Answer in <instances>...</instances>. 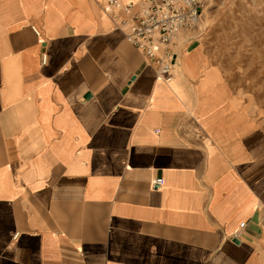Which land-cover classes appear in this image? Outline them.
<instances>
[{
	"label": "crops",
	"instance_id": "obj_1",
	"mask_svg": "<svg viewBox=\"0 0 264 264\" xmlns=\"http://www.w3.org/2000/svg\"><path fill=\"white\" fill-rule=\"evenodd\" d=\"M108 2L0 0V264H264V108L192 38L160 78Z\"/></svg>",
	"mask_w": 264,
	"mask_h": 264
},
{
	"label": "rangeland",
	"instance_id": "obj_2",
	"mask_svg": "<svg viewBox=\"0 0 264 264\" xmlns=\"http://www.w3.org/2000/svg\"><path fill=\"white\" fill-rule=\"evenodd\" d=\"M202 2L203 13L197 29L181 34L178 43L192 38L213 50L233 79L241 81L244 99L258 103L261 111L264 108V0Z\"/></svg>",
	"mask_w": 264,
	"mask_h": 264
},
{
	"label": "built area",
	"instance_id": "obj_3",
	"mask_svg": "<svg viewBox=\"0 0 264 264\" xmlns=\"http://www.w3.org/2000/svg\"><path fill=\"white\" fill-rule=\"evenodd\" d=\"M108 4L128 42L155 66L160 78L171 81L179 66V52L187 43L179 46V36L197 29L203 13L202 0H143L139 14L129 20L121 19L119 12H129L131 5L123 6L121 0H109ZM46 62L43 57V64ZM159 186L160 181L154 182V190ZM245 227L244 223L239 226L235 238Z\"/></svg>",
	"mask_w": 264,
	"mask_h": 264
},
{
	"label": "bare ground",
	"instance_id": "obj_4",
	"mask_svg": "<svg viewBox=\"0 0 264 264\" xmlns=\"http://www.w3.org/2000/svg\"><path fill=\"white\" fill-rule=\"evenodd\" d=\"M217 101H219V102H222V101H224V97H223V95H219V97H218Z\"/></svg>",
	"mask_w": 264,
	"mask_h": 264
},
{
	"label": "water",
	"instance_id": "obj_5",
	"mask_svg": "<svg viewBox=\"0 0 264 264\" xmlns=\"http://www.w3.org/2000/svg\"><path fill=\"white\" fill-rule=\"evenodd\" d=\"M237 243V242H236Z\"/></svg>",
	"mask_w": 264,
	"mask_h": 264
}]
</instances>
